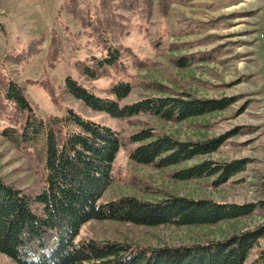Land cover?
Returning <instances> with one entry per match:
<instances>
[{
    "label": "rangeland",
    "instance_id": "obj_1",
    "mask_svg": "<svg viewBox=\"0 0 264 264\" xmlns=\"http://www.w3.org/2000/svg\"><path fill=\"white\" fill-rule=\"evenodd\" d=\"M114 49L121 53L118 63L99 65ZM86 68L99 76L92 78ZM68 77L109 98L114 97V85L129 83L132 91L124 105L165 95L232 98L235 103L185 122L149 115L119 120L72 98L65 84ZM11 82L47 123L72 109L119 132L123 146L100 203L125 197L152 203L185 197L239 205L264 200V0H0V178L35 194L42 188L44 148L18 147L2 136L6 128L19 130L26 116L6 97ZM145 129L183 142L227 141L211 156L158 169L130 158L137 145L129 138ZM205 160L249 164L220 186L216 176L173 178ZM263 223L261 211L214 226L145 227L92 220L78 238L179 247L223 240ZM247 259L246 264H264V239ZM0 264L18 263L0 253Z\"/></svg>",
    "mask_w": 264,
    "mask_h": 264
},
{
    "label": "trees",
    "instance_id": "obj_2",
    "mask_svg": "<svg viewBox=\"0 0 264 264\" xmlns=\"http://www.w3.org/2000/svg\"><path fill=\"white\" fill-rule=\"evenodd\" d=\"M119 55L118 49L110 50L98 63L113 67ZM86 71L92 78L99 76L97 71ZM65 84L72 98L119 120L149 115L166 122H185L224 111L235 103L232 98L200 100L165 95L124 105L132 91L129 83L114 85L110 90L113 98L98 96L71 77ZM17 85L9 84L6 97L26 113L25 120L19 130L6 128L2 136L18 147L44 148L42 188L31 194L0 178V253L18 264H246L251 251L264 239V223L223 240L179 247L148 248L79 239L81 228L92 220L145 227L214 226L264 212V200L239 205L185 197L158 203L125 197L100 203L112 184L113 164L123 146L119 132L72 109L47 123L37 116ZM226 141V137H219L183 142L145 129L129 138L131 145H137L130 158L158 169L178 167L211 156ZM248 164L245 160H205L181 169L173 178L188 181L216 176L220 186L244 172Z\"/></svg>",
    "mask_w": 264,
    "mask_h": 264
}]
</instances>
